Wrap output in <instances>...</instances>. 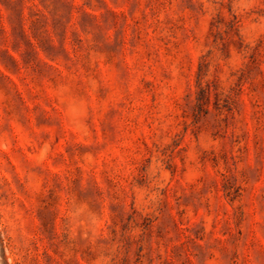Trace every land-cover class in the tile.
Returning a JSON list of instances; mask_svg holds the SVG:
<instances>
[{
	"label": "rangeland",
	"instance_id": "rangeland-1",
	"mask_svg": "<svg viewBox=\"0 0 264 264\" xmlns=\"http://www.w3.org/2000/svg\"><path fill=\"white\" fill-rule=\"evenodd\" d=\"M0 264H264V0H0Z\"/></svg>",
	"mask_w": 264,
	"mask_h": 264
}]
</instances>
